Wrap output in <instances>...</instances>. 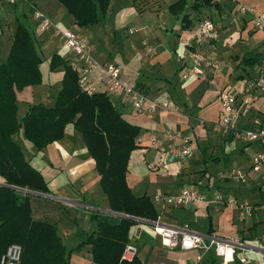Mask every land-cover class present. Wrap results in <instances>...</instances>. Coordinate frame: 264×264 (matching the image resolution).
<instances>
[{
  "label": "crops",
  "instance_id": "1",
  "mask_svg": "<svg viewBox=\"0 0 264 264\" xmlns=\"http://www.w3.org/2000/svg\"><path fill=\"white\" fill-rule=\"evenodd\" d=\"M177 1L167 0L164 3L169 8ZM185 1L186 12L172 14V18L162 9V5L150 3L149 0L137 2L143 6V10L150 6L156 21L161 16L168 22H163L165 29L161 32L160 26L147 27L142 18H138L139 24L146 27L145 29L148 28V31L145 30V34L137 39V47L134 42L131 43L132 50L137 54V72L124 76L120 69L123 83L139 89L153 102L168 99L177 110L139 114L124 100L105 93L122 117L139 127L140 131L135 139L138 136L147 137L150 133L163 137L167 131L179 137L175 142L165 141L160 149L136 145L137 169L131 170L128 167L126 183L135 197H149L157 213V220L151 222L134 218L137 223L129 229L128 243L137 247V264H241L239 257H245L253 264H264L261 257V236L264 233V168L257 172L250 169L252 156L264 148L259 143L240 142L230 133H217L211 129L219 120L220 101L227 93L236 99V116L231 123L233 130L247 129L254 118L264 116V94L253 87L256 75L250 73V66L240 63L247 53L259 55L262 61L264 54L260 50L264 41L250 33L247 41L244 40L246 24L233 29L240 22L234 16L237 13L234 5L229 1L214 0V6L199 11L190 8L191 0ZM238 1L264 12V0ZM3 3L5 1L0 0V65L7 60L11 40L18 25L14 7L10 11V7ZM17 3L20 10L22 5L28 7L29 4H34L60 28L74 31L85 41L81 35L83 28L73 25L71 16L55 0H18ZM184 15H188L187 20L182 22ZM245 17L244 23H252L251 16ZM204 18L213 20L219 34L216 42L202 41L197 36L198 23ZM26 24L32 26L37 38L38 53L48 61V66L53 55H58L69 63L73 61L71 54L62 47L57 37L50 32L40 33L33 21ZM252 29L253 32H258ZM234 31L239 32L238 38L233 37L236 34ZM143 42H149L155 48L154 55L146 54ZM194 49L201 50L221 64V74L213 84L204 79L182 80L181 73L188 66V59H182L181 56L187 50ZM98 61L102 64L109 62L105 59ZM256 66L258 68L260 64ZM53 72L58 73L59 93L63 67ZM244 74L247 80L245 84ZM101 75L100 68L92 73L95 81ZM244 96L249 97L250 110H246L242 104ZM47 97H51L50 91H44L42 95H37L36 90L28 91L23 101L24 107H27L23 110L21 119L33 105L42 104L44 107L53 108L56 97L49 104L43 101ZM16 105L17 120L20 121L17 101ZM21 130L22 128L12 136V141L21 149L25 161L40 173L49 190V194L37 193L39 195L34 196L38 197L31 198L33 219L56 224L63 245L70 251V264H93L89 246L79 251L74 250L87 235L97 231L96 224L91 221V213H97L98 221L111 225H118L120 218H128L124 217L127 215L110 209L107 196L100 185L95 162L86 149L82 135L72 124L65 127L60 140L40 151L33 145L34 150L28 146L29 153L23 147L25 143L19 134ZM22 137L25 139L23 130ZM182 145L191 149V159L182 160L176 156V148ZM166 158L168 163L166 168H162L161 164ZM232 168L248 174L249 180L242 185L248 184L250 187L241 188V183L223 178ZM3 185L4 180L0 178V186ZM191 186L197 187L211 203L193 208L165 207L162 210L160 205L152 201L154 195L177 194ZM251 190L254 194L253 199L249 200L248 192ZM218 197L222 199L218 200ZM231 198L235 199V207H226ZM245 204L252 206L250 214L246 212ZM155 223L203 236L237 239L240 244L236 246L237 256L232 262L222 263L210 253L168 249L154 232ZM199 254L201 260L197 262L196 257Z\"/></svg>",
  "mask_w": 264,
  "mask_h": 264
},
{
  "label": "trees",
  "instance_id": "2",
  "mask_svg": "<svg viewBox=\"0 0 264 264\" xmlns=\"http://www.w3.org/2000/svg\"><path fill=\"white\" fill-rule=\"evenodd\" d=\"M55 1L71 16L73 25L85 28L97 23L100 14L107 13L111 0ZM213 3L214 0H194L190 8L199 11L214 6ZM186 6L185 0H178L168 10L178 15ZM13 7L18 25L7 60L0 65V178L6 185L0 186V261L14 245L20 248L18 264H70V251L63 245L56 224L32 217L31 198L38 196L14 189L49 194L43 177L25 161L12 136L22 128L25 139L40 151L60 140L65 127L72 124L82 135L95 162L110 209L129 217L120 218L118 225H111L98 221L97 213H91L97 231L87 235L74 250L89 246L93 264H137V258L130 263L120 261L128 244L129 229L137 223L136 218L157 220L149 197H135L126 183L128 161L137 149L134 139L140 129L122 117L105 93L86 95L81 92L76 72L58 55L50 58L48 66L50 72L63 67L61 90L54 107L33 105L18 121L17 93L42 83V60L34 30L21 18L26 17L24 11L19 9L18 3ZM187 16H183L182 22ZM260 61L259 55L247 53L240 63L251 67Z\"/></svg>",
  "mask_w": 264,
  "mask_h": 264
},
{
  "label": "built area",
  "instance_id": "3",
  "mask_svg": "<svg viewBox=\"0 0 264 264\" xmlns=\"http://www.w3.org/2000/svg\"><path fill=\"white\" fill-rule=\"evenodd\" d=\"M9 6H14L18 0H4ZM234 5L236 12L243 15H250L254 28L264 32V17H261L254 7L246 6L238 0H227ZM28 9L34 24L40 33L50 32L58 38L62 47L75 57L69 64L76 72L78 85L86 95H92L104 92L110 96H115L127 102L134 112L155 114L159 111H176L174 103L168 99L161 102H153L139 89L123 83L120 79V67L113 63H100L91 53L87 43L70 29H62L55 24L45 13L39 10L34 4H29ZM197 36L202 41L216 42L219 34L215 28L214 22L207 18L198 23ZM134 33L133 30L129 34ZM148 56L155 54V48L146 42L142 43ZM182 59H188V66L181 73L182 80L204 79L211 84L218 78L222 71L221 64L214 58L205 55L201 50H187ZM100 68L102 75L98 81L92 77V73ZM264 59L258 67V74L253 83L264 94ZM221 114L217 123L211 126L212 131L223 134L230 133L234 139L245 143H259L264 148V116L256 117L251 121V126L244 130H233L231 123L236 116V99L233 95L227 93L221 98ZM246 110H250L249 97L242 98ZM173 132L167 131L164 136H158L150 133L147 137L138 136L135 144L138 146H147L152 149H160L164 142H175L178 140ZM176 156L182 160L192 158V151L187 145L176 148ZM167 158L163 160L161 167L166 168ZM264 168V150L254 154L251 158L250 169L257 172ZM224 179L232 180L237 183L245 184L248 180V174L240 169L232 168L225 175ZM221 200V197L217 198ZM152 201L160 205L163 210L165 207H196L202 204H210L197 187L191 186L182 189L177 194L154 195ZM235 199L227 201L226 207H235ZM244 208L248 214L252 211V206L245 204ZM154 232L161 238L164 247L168 249H179L181 251H201L210 253L222 263L232 262L237 256L236 246H240L239 241L234 238H219L203 236L184 229L167 227L159 223L153 224ZM263 251L261 257L264 259V233L261 236ZM137 255V247L131 243L125 245L120 261L130 263ZM20 257V248L11 246L6 255L1 258L0 264H18ZM201 260V255L196 257V261ZM241 264H253L245 257H239Z\"/></svg>",
  "mask_w": 264,
  "mask_h": 264
},
{
  "label": "rangeland",
  "instance_id": "4",
  "mask_svg": "<svg viewBox=\"0 0 264 264\" xmlns=\"http://www.w3.org/2000/svg\"><path fill=\"white\" fill-rule=\"evenodd\" d=\"M167 0H149L151 3H157L160 6L162 5V9L172 18V14L168 11V5L164 2ZM171 1V0H170ZM173 1V0H172ZM23 2V1H20ZM194 0H191L189 4H192ZM28 3V2H27ZM6 6V3H3ZM155 6V4H154ZM157 6V5H156ZM10 11H11V7ZM150 6L147 9L143 10V6L140 3L134 2L132 0H112L109 4L107 13L103 15H99V20L97 23L92 24L88 27H85L82 29V36L85 39L87 45L91 48L92 56L96 60L105 59L109 62L107 63H113L118 64L120 69L123 72L124 76H127L128 74H133L137 72V54L135 51L132 50L131 43L134 42L137 47V39L142 37L145 34V30L148 31V28H143L142 24H139L138 18H142L143 23L147 24V27L154 26L159 27V30L161 32H164L163 30L165 27L164 24H167V20L165 18H162L159 16L158 21L155 20V16L153 15L152 9L150 10ZM189 9V8H188ZM22 10L24 11V14L26 17L22 16V20L24 19V22L32 23V17L30 15L28 7L25 5H22ZM162 10V12H163ZM261 17H264V12L261 10H256ZM161 12V9H160ZM186 12V9L184 10V13ZM143 13V15H142ZM155 14V13H154ZM235 17H237V21L240 22V24H237L233 29H237L240 26H245V35L243 37L244 40L247 39V35L250 33V35H254L255 38L261 39V41H264V32H253L254 25L253 22L250 23V21H247L244 23L245 16L250 15H243L241 13L234 14ZM137 18V19H135ZM34 22V21H33ZM172 23V20H171ZM152 24V25H151ZM179 24V23H178ZM177 24V26H178ZM176 26V27H177ZM32 27V26H31ZM255 29V28H254ZM133 30V34H129V31ZM236 34H234V38L239 36V32L234 31ZM247 41V40H246ZM140 43V42H139ZM149 43V42H146ZM133 45V44H132ZM149 45H151L149 43ZM260 52L264 54V45L262 46ZM42 57V64H41V74L43 75V83L42 85H35L31 88H24L23 91H20L17 93V104L19 107L18 115L21 119L23 115V110L25 109L23 101L25 100L24 97L27 96L28 91L30 90H36V94L42 95L44 91L49 92L51 97L44 98V103H51L50 101L53 100V97H56L58 94L59 88H60V80L59 77H57L58 73L50 72L48 69V61ZM70 58L75 60V57L73 55H70ZM250 73L253 75L255 74L257 76L258 74V68L256 65L250 67ZM245 77L244 74V84H245ZM256 78V77H255ZM247 81V80H246ZM21 139L25 144L24 149L28 152V146L34 150V147L31 143H29L27 140H25L22 137V130L20 131ZM136 170L137 169V149L134 150L130 156L129 164L127 166V170ZM249 180V179H248ZM241 188H248L250 187L247 185H240ZM249 200H252V195L254 194V191H249Z\"/></svg>",
  "mask_w": 264,
  "mask_h": 264
},
{
  "label": "water",
  "instance_id": "5",
  "mask_svg": "<svg viewBox=\"0 0 264 264\" xmlns=\"http://www.w3.org/2000/svg\"><path fill=\"white\" fill-rule=\"evenodd\" d=\"M3 186H6V185H3ZM15 190H20V191H23V192H26V193H29V194H33V195H39L37 193H34V192H31V191H26V190H22V189H18V188H14ZM124 217H128V216H124ZM129 218V217H128ZM134 219V218H133ZM137 220V219H136Z\"/></svg>",
  "mask_w": 264,
  "mask_h": 264
}]
</instances>
